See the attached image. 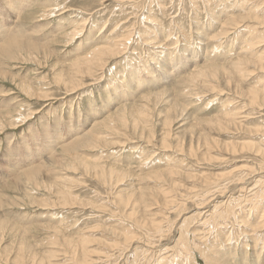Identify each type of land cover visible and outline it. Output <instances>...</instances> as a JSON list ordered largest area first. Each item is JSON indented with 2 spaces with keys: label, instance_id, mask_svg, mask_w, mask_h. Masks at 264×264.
Listing matches in <instances>:
<instances>
[{
  "label": "rangeland",
  "instance_id": "obj_1",
  "mask_svg": "<svg viewBox=\"0 0 264 264\" xmlns=\"http://www.w3.org/2000/svg\"><path fill=\"white\" fill-rule=\"evenodd\" d=\"M0 33V264H264V0H0Z\"/></svg>",
  "mask_w": 264,
  "mask_h": 264
},
{
  "label": "bare ground",
  "instance_id": "obj_2",
  "mask_svg": "<svg viewBox=\"0 0 264 264\" xmlns=\"http://www.w3.org/2000/svg\"><path fill=\"white\" fill-rule=\"evenodd\" d=\"M239 19V18H238ZM236 28V27H235ZM156 32V31H155ZM4 33V32H3ZM3 33H0V40H2L6 35H4ZM250 34V33H249ZM246 38V37H245ZM217 41V40H216ZM2 42V41H1ZM147 42H148V40H147ZM7 44H6V46H5V48H9L10 49V47H17V43H18V40H16L15 38H11V39H9V41L8 42H6ZM115 43V42H114ZM126 42H125V39H119V41H118V45H116V46H118V52L119 53H114L113 52V50L112 49H107V48H104V49H98V50H94L93 51V53L92 54H88L87 56H85L86 57V63L85 64H83L82 66H80V65H77V69H78V71H77V73H79V74H82V73H85V72H89L90 70H92V69H96V70H99V69H104V66H106L107 65V62L109 61V59H111V58H113V57H116V56H119V54L120 53H123L124 54V52H122V51H125L126 49H127V47L128 46H126ZM249 44H255V43H253L252 42V39L249 41ZM114 45V44H113ZM18 46L20 47L21 46V43H19L18 44ZM113 47V46H112ZM7 50H5V52H6ZM162 52V51H161ZM168 62V61H167ZM176 64V63H175ZM162 66H164V65H162ZM165 70H168L169 68V66H168V64H166L165 66ZM156 69V68H155ZM202 69V67L200 68V69H198V71L196 72V74L200 71ZM169 71V70H168ZM150 74V73H149ZM195 74V75H196ZM195 75H193L192 77H191V79L190 80H193V79H195ZM136 77V76H135ZM152 77V76H151ZM27 84V83H26ZM23 85V84H22ZM125 85H127L126 83H125ZM25 86V85H24ZM76 87V86H75ZM128 88V87H127ZM133 90V89H132ZM135 90V89H134ZM181 92V91H180ZM183 93V92H182ZM255 96V95H254ZM131 97V96H130ZM256 97H257V94H256ZM176 102V101H175ZM123 110H125V109H123ZM122 110V111H123ZM115 111V110H114ZM117 113V112H116ZM119 113H121V112H119L118 111V113L115 115V116H113V117H111V118H113V119H111V120H109V122L111 121V122H118V121H120V120H124V118H125V114L124 115H121L120 116V114ZM225 114V113H224ZM2 121V120H1ZM101 121V120H100ZM124 121H126V120H124ZM121 122V121H120ZM119 122V123H120ZM107 123H108V121H107ZM122 123H123V121H122ZM121 124V123H120ZM2 125V124H1ZM98 125V124H97ZM102 125V124H101ZM112 126V125H111ZM110 128V127H109ZM92 130V129H91ZM95 130V129H94ZM90 131V130H89ZM83 133V132H82ZM94 133H95V131H94ZM93 133V131H91V134H89V136L88 137H86L85 139H83V140H85L84 141V143L85 144H87L86 146H89V145H91V144H93V141H95L94 139H96V137L99 139V137L97 136V135H95ZM100 135H101V133H100ZM105 135V134H104ZM85 136V135H84ZM83 136V137H84ZM82 140V141H83ZM60 142H65V140L64 141H60ZM80 143V142H79ZM79 143H77V144H75L74 146H69V147H64L66 144H68V142L67 143H65V144H63V152H66V153H70V154H72L73 155V153H75V151L79 148ZM56 146V145H55ZM84 147V146H83ZM81 149V148H80ZM63 155V154H62ZM65 156V155H64ZM63 156V157H64ZM71 160V159H70ZM59 162L61 161V159L60 160H58ZM58 162V163H59ZM76 162V161H75ZM74 162V163H75ZM150 162V161H149ZM60 164H62V163H60ZM88 167V166H87ZM111 169V168H110ZM25 178H23V181H25L24 180ZM27 179V178H26ZM32 180H33V178H31ZM28 180V179H27ZM21 181V180H20ZM38 182V181H37ZM29 183V182H28ZM24 184V183H23ZM35 184V183H34ZM29 185V184H28ZM25 187H27V186H25ZM28 188V187H27ZM64 191V190H63ZM261 192H262V189L260 190ZM259 194V193H258ZM254 197V196H253ZM69 199V198H68ZM217 212V211H216ZM218 213V212H217ZM204 214H207V211H206V213L204 212ZM213 215V217H214V214H212ZM217 215H219V214H217ZM212 217V218H213ZM210 218V217H209ZM215 219V221H217L216 220V217H214ZM218 218V217H217ZM207 220V218H205L204 219V221H206ZM213 220V221H214ZM209 222V221H208ZM218 223V222H217ZM215 225H217V224H215ZM237 225V224H236ZM247 235V234H246ZM263 253V252H262ZM83 259V258H82Z\"/></svg>",
  "mask_w": 264,
  "mask_h": 264
}]
</instances>
